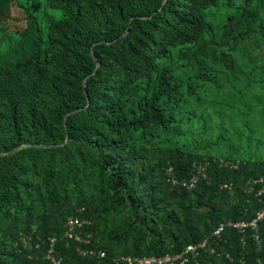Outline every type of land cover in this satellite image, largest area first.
<instances>
[{
  "label": "trees",
  "instance_id": "trees-1",
  "mask_svg": "<svg viewBox=\"0 0 264 264\" xmlns=\"http://www.w3.org/2000/svg\"><path fill=\"white\" fill-rule=\"evenodd\" d=\"M209 110L219 141L193 137ZM261 127L264 0H0V264H52V239L63 264H123L252 220L262 206L243 187L264 174ZM201 162L193 190L168 182ZM70 216L105 259L64 237ZM244 255L254 264L251 241Z\"/></svg>",
  "mask_w": 264,
  "mask_h": 264
},
{
  "label": "built area",
  "instance_id": "built-area-1",
  "mask_svg": "<svg viewBox=\"0 0 264 264\" xmlns=\"http://www.w3.org/2000/svg\"><path fill=\"white\" fill-rule=\"evenodd\" d=\"M208 163L201 162L194 165L195 172L190 179L178 181L174 176L173 169L167 171L168 182L172 186H181L186 190H193L199 183L201 177L206 178L205 169ZM226 166L237 168L238 163L227 162ZM224 189H231V184L223 185ZM247 193H253L258 199L262 208L257 211L256 216L250 221H225L210 236L196 244L188 245L179 254H168L165 256H124L114 257L113 261L123 264H246L244 253L246 252L249 241L254 246V264H264V174L247 182L243 187ZM90 223L80 220L78 217L70 216L64 225V237L79 244V251L82 256H94L105 259L106 253L93 246V233L84 232V226ZM232 229L237 235L236 253L234 250H223L218 246L220 243L227 244L229 241L224 238L226 229ZM56 239L51 240V247L47 252V260L52 264H63V261L54 255L53 244ZM92 246V247H91Z\"/></svg>",
  "mask_w": 264,
  "mask_h": 264
},
{
  "label": "rangeland",
  "instance_id": "rangeland-1",
  "mask_svg": "<svg viewBox=\"0 0 264 264\" xmlns=\"http://www.w3.org/2000/svg\"><path fill=\"white\" fill-rule=\"evenodd\" d=\"M10 21L13 26L21 25L23 26L25 24V18L24 13L21 9L17 8L16 6L12 9V12L10 14ZM12 26V27H13ZM207 118V123H203L201 120H196L195 123L192 125L191 129L193 132V137L196 139L203 141L204 139L207 140L210 138L213 141H219V136L223 132V129L220 128L219 120L214 118V112L213 110H209ZM214 118V119H213ZM228 118V117H227ZM226 120L225 126H228V120ZM262 132L264 133V127H261ZM227 144V140L224 143ZM224 145L221 144L220 146L214 145L210 151L212 155H216L218 157H222L226 154V150L223 149ZM206 151H201L200 153H204Z\"/></svg>",
  "mask_w": 264,
  "mask_h": 264
}]
</instances>
